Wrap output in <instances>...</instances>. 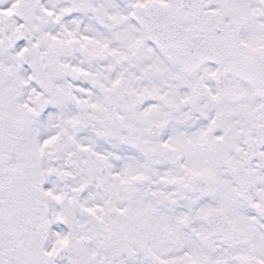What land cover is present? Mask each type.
Wrapping results in <instances>:
<instances>
[{
    "label": "snow or ice",
    "instance_id": "6c2138e0",
    "mask_svg": "<svg viewBox=\"0 0 264 264\" xmlns=\"http://www.w3.org/2000/svg\"><path fill=\"white\" fill-rule=\"evenodd\" d=\"M0 264H264V0H0Z\"/></svg>",
    "mask_w": 264,
    "mask_h": 264
}]
</instances>
